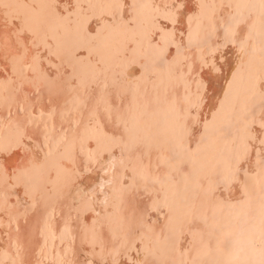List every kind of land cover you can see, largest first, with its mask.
<instances>
[{
    "label": "snow or ice",
    "instance_id": "1",
    "mask_svg": "<svg viewBox=\"0 0 264 264\" xmlns=\"http://www.w3.org/2000/svg\"><path fill=\"white\" fill-rule=\"evenodd\" d=\"M191 5L0 0V176L119 231L124 264H264V0Z\"/></svg>",
    "mask_w": 264,
    "mask_h": 264
},
{
    "label": "bare ground",
    "instance_id": "2",
    "mask_svg": "<svg viewBox=\"0 0 264 264\" xmlns=\"http://www.w3.org/2000/svg\"><path fill=\"white\" fill-rule=\"evenodd\" d=\"M4 3H13V0H3ZM64 3V0H55ZM139 2V0H138ZM198 0H192L195 8ZM15 9L8 10V25L11 28L15 21L11 19ZM5 10L0 7V26H3ZM195 15V11L189 12ZM180 31H183L181 25ZM43 51V50H42ZM231 55V54H230ZM45 59V70L48 69ZM50 63L55 64V61ZM9 75H11L9 73ZM2 78V77H0ZM15 112V108L12 109ZM56 133L60 132L56 124ZM41 180L36 173L29 172L20 180L7 179L0 176V262L7 264L3 253L13 254V258L28 260L31 264H124L130 259L131 250L120 247L119 231L117 239L107 241L98 229L95 236L90 227H77V223L90 224L84 220L88 213L83 207H78L72 199L61 203L56 192L49 193L44 189L39 194L37 188ZM99 207L96 211L99 212ZM67 224V230H65ZM20 255L15 256L16 250ZM25 252L27 253L25 255Z\"/></svg>",
    "mask_w": 264,
    "mask_h": 264
}]
</instances>
